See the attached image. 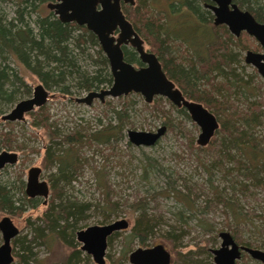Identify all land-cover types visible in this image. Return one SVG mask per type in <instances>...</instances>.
Returning <instances> with one entry per match:
<instances>
[{
    "label": "rangeland",
    "instance_id": "rangeland-1",
    "mask_svg": "<svg viewBox=\"0 0 264 264\" xmlns=\"http://www.w3.org/2000/svg\"><path fill=\"white\" fill-rule=\"evenodd\" d=\"M20 1L0 2V15L3 14L7 21L13 18L16 3ZM145 1L148 10L155 16L158 13L164 15L163 23L172 36L177 34L174 30L182 22H187L184 15L175 12L176 9L171 12L166 0ZM49 2L48 0L35 2L36 11L27 19L32 28L33 21L37 17L45 16L50 12L46 7ZM246 40L253 48L251 40ZM179 49L182 50L177 43L170 45V55L178 58ZM88 53L92 54V49H89ZM238 54L237 72L248 83L244 85L241 82L240 87L244 91L236 90L237 93L229 98L232 108L237 112L247 110L250 104L264 103V80L253 67L243 62L245 51ZM7 63L18 76L23 78L32 93L33 88L39 84L36 77L11 57H8L7 62L5 61V64ZM80 66L88 73L96 70V67L87 60L80 59ZM102 87L109 88L107 85ZM71 92L72 96L64 98L54 89L48 90L49 100L45 104L48 114L47 123L50 124V129L52 124L53 130L58 131L59 139L61 135L76 132L92 135L102 128H113L111 130L113 136L109 142L101 144L91 140L90 144H84L78 149L79 158L84 161L81 171L63 187V193L69 201L87 206V210L83 213L84 218L76 227L65 232L71 245L78 249L79 264L95 263L89 255L80 251L76 232L90 226L106 225L119 219L126 220L129 227L107 238L105 264H129L127 258H123L122 255L125 251V238L129 235L137 215L131 211V205L142 198L146 199L151 208H156L155 213L161 218L154 235L148 239L146 245L152 247L162 244L170 251L171 263L174 257L178 260L180 255L192 252L197 254L193 258L199 262L198 264H213L211 250L218 249L221 244L219 233L228 232L232 236L231 230L227 228L228 225L235 229L242 242L250 243L256 247L255 249L264 251V189L244 177L241 171L224 156L213 157L206 152L207 147H199L196 144L199 128L191 120H187L175 110H170L165 103V107H162L165 112L162 114L160 108V111L151 108V104L145 103L139 94L132 93L115 99L107 98L103 103L94 100L90 106H86L75 103L73 98L84 97L87 92L75 89ZM241 92L243 93L240 94ZM31 93L17 95L16 100L11 104H2L3 114L9 112L17 102L30 97ZM114 111L123 112L124 122L119 136L116 133L118 119ZM167 120L171 122L172 127L168 128L164 124ZM161 126L166 127V132L154 146L135 147L128 142L129 130L156 132ZM252 130L260 139L259 145L264 148V139L261 138L264 137V128L255 125ZM0 133L10 136L12 146L24 147L20 151H9L0 140V152H14L18 156L15 165L6 166L0 172V186L10 190L14 205L20 208L13 213L0 211V219L8 216L19 231L15 238L30 240L33 237V229L41 224L38 218L45 213L44 207L48 208L52 205L53 180L50 181V176L54 174V170L48 169L44 160V148L49 144L48 133L37 124L36 116L28 115L21 122L7 124L0 120ZM61 147L66 149L67 146L64 144ZM30 150L35 151L30 152ZM32 167L40 168L39 180L48 183L49 195L45 205L41 197L32 199L33 203L26 200L28 198L24 190L27 172ZM96 171L105 174L108 198L116 206V211L109 213L104 202L106 196L99 185ZM187 186L190 188L189 191L186 190ZM172 189L176 193H172ZM195 197L197 199H194ZM208 201L216 206L206 209ZM223 201L228 202L238 217L224 208ZM170 226L179 230L177 234L179 237L173 244L168 245L163 238H166ZM53 234L45 232V245L39 242L32 243V256L30 259L25 258V261L20 258L22 252L18 248L19 244L14 246L12 240V264H21V261L25 264H60L67 258L69 249L65 246V242L57 241ZM132 243L131 250L143 247L136 240ZM196 244H199L200 250L196 249ZM239 263L260 264L249 258L240 260Z\"/></svg>",
    "mask_w": 264,
    "mask_h": 264
},
{
    "label": "trees",
    "instance_id": "trees-1",
    "mask_svg": "<svg viewBox=\"0 0 264 264\" xmlns=\"http://www.w3.org/2000/svg\"><path fill=\"white\" fill-rule=\"evenodd\" d=\"M6 1L9 0H0V2ZM36 1L21 0L16 3L14 17L8 21L3 14L0 15V116L3 114L2 104L13 103L17 95L30 94V88L23 78L18 76L8 63L5 64L8 57L13 58L35 76L45 89H54L60 97L69 98L73 95L72 89L85 92L97 91L102 86H110L112 83L107 60L95 36L84 27L73 23H61L51 12L37 17L33 21V28L30 26L27 19L36 11ZM233 2L239 8L249 11L257 22L264 23V0H233ZM170 6L176 9V13L185 7L200 20L201 24L206 23V26H202L193 19L187 20L186 23L181 24V28L174 30L177 34L172 36L163 23L164 15L158 13L155 16L148 10L145 0H134L133 6L121 4V9L125 18L144 41L147 50L161 61L164 72L181 90L185 98L201 103L216 117L219 128L208 145L204 147L208 149L206 152L213 157L224 156L241 171L244 177L264 189V148L259 145L260 139L252 130L255 125H261L264 128V103L250 104L247 110L237 112L232 108L229 100L230 96L237 93L236 90L244 91L240 87L241 82L244 85L248 83L237 72L238 53L247 50L258 52L261 51L260 46L245 33L235 38L227 32L225 27L211 25L209 13L201 11V4L197 0L176 1ZM186 13L189 15L187 10ZM246 39L251 40L253 48L248 45ZM176 43L182 48L178 51L179 59L174 58L169 52L170 45ZM89 49H92V54L88 53ZM123 54L124 61L141 66L133 49L124 47ZM80 59L91 62L96 70L92 73L86 72L80 66ZM164 103L170 110H175L190 120L183 108L176 109L168 101L159 97L154 98L150 107L157 108L159 111L161 109L163 114ZM46 111V106H43L34 116H36L37 124L48 133L49 144L44 148V160L45 166L54 170V174L50 176V181L53 180L51 182L52 205L48 208L44 207L45 213L38 218L41 224L33 229L32 239L15 238L13 244L14 246L19 244L18 248L22 252L21 259H30L31 244L39 242L45 245V232L54 233V238L59 242H65V246L69 249L67 258L60 264H79L78 249L71 245L65 232L76 227L77 223L84 218L83 213L87 210V206L69 201L63 193V187L81 171L84 161L79 158L78 149L84 144H90L91 140L101 144L109 142L113 136L111 131L113 128H102L92 135L79 132L61 135L59 139L58 131L53 130L52 124L50 129V124L47 123ZM114 114L118 119L116 133L119 136L124 122L123 112L114 111ZM164 124L168 128L172 127L168 120ZM261 138L264 139L263 136ZM0 140L9 151L24 149L21 145L12 146L8 134L0 133ZM64 144L67 147L63 150L61 146ZM189 147H191L190 144ZM34 151L30 150V152ZM96 177L106 196L104 202L109 213L116 211V206L108 198L105 174L102 171H96ZM186 190L189 191L190 188L187 186ZM171 192L176 193L174 189ZM26 200L30 203L34 202L29 198ZM210 206L216 205L210 201L206 202L205 208ZM223 206L228 212L238 217L227 201H223ZM18 209L20 208L14 205L10 190L0 186V211L13 213ZM131 211L137 215L129 235L125 238V251L122 255L125 259L131 251L134 240L143 247L147 246L146 242L154 235L158 222L161 220L155 213L156 208H151L145 198L136 200L131 205ZM225 214H227L226 211ZM227 228L231 230L234 239L242 243L235 229H232L230 225ZM178 231L177 228L170 226L165 239L168 245L177 240ZM243 244L256 248L250 243ZM198 245L196 244L195 247L200 250ZM193 256L197 254L187 252L180 255L174 264H198L199 262ZM24 261L20 263L25 264Z\"/></svg>",
    "mask_w": 264,
    "mask_h": 264
},
{
    "label": "water",
    "instance_id": "water-1",
    "mask_svg": "<svg viewBox=\"0 0 264 264\" xmlns=\"http://www.w3.org/2000/svg\"><path fill=\"white\" fill-rule=\"evenodd\" d=\"M209 6L213 12V25L225 26L228 32L238 38L245 32L261 47V52L246 51L243 61L253 67L264 80V23L257 22L248 11L240 10L233 0H211ZM133 6L134 0H55L48 4L61 23H73L84 27L93 34L104 54L112 77V84L108 89L90 91L84 97L76 98L75 102L90 106L96 99L101 103L105 98H119L128 94H139L144 102L150 104L155 97L165 98L176 108H184L190 120L199 128L196 144L205 147L219 128L216 117L202 104L188 101L179 89L167 78L157 57L144 49L143 41L134 31L130 22L121 11V4ZM130 46L134 49L142 66H134L124 61L121 47ZM48 100V93L41 84L33 88L30 98L17 102L6 114L1 116L3 122L24 121V115L44 106ZM166 127H159L156 132H127L128 142L135 147H151L165 134ZM18 156L14 152H0V171L6 165H14ZM40 168L32 167L28 170L25 195L29 199L41 197L43 204L49 194L45 181L39 180ZM128 223L124 219L116 220L102 226H90L76 232V240L81 244V251L90 255L95 264H105L106 240L113 233L126 230ZM0 264H12L11 240L19 233L8 216L0 219ZM221 244L219 249L213 250L215 264H234L239 257L237 245L228 232L219 233ZM253 259L264 264V251L241 248ZM130 264H169L170 254L162 245L151 248H137L129 256Z\"/></svg>",
    "mask_w": 264,
    "mask_h": 264
},
{
    "label": "flooded vegetation",
    "instance_id": "flooded-vegetation-1",
    "mask_svg": "<svg viewBox=\"0 0 264 264\" xmlns=\"http://www.w3.org/2000/svg\"><path fill=\"white\" fill-rule=\"evenodd\" d=\"M48 1H50L48 4H54L55 3V0H48ZM167 2H168V4H169V8H170V10H171V12L173 11V9L171 8V4L174 2V4L176 3V1H182V0H166ZM200 4H201V11L203 10V11H207L208 13H209V15H210V17H211V19H209L210 20V23H211V25H213V18H214V16H213V12H212V10L210 9V7L209 6H212L213 5V2L211 1V0H207L206 2H205V0H197ZM47 4V5H48ZM120 4H124L123 2H120ZM236 4V3H235ZM47 5H46V7H47ZM125 5H127V4H125ZM237 5V4H236ZM121 6V5H120ZM130 6V5H129ZM237 7H238V5H237ZM239 8V7H238ZM48 9V8H47ZM240 10H243V11H247V10H245V9H241V8H239ZM49 10V9H48ZM186 10L189 12V15H187V13H186ZM50 11V10H49ZM121 11H122V9H121ZM51 13H52V11H50ZM174 12V11H173ZM249 12V11H248ZM123 13V12H122ZM179 14L178 15H184V18H185V20L187 21V20H194L195 22H199L200 24H201V22H200V20H198L197 18H196V16L195 15H193V13H191V11H189L188 9H186L185 7L184 8H182L181 10H180V12H178ZM250 13V12H249ZM53 14V13H52ZM251 14V13H250ZM187 15V16H186ZM252 15V14H251ZM56 17V16H55ZM57 18V17H56ZM254 18V17H253ZM206 22H208V21H206ZM182 23H184V22H182ZM181 23V24H182ZM131 24V23H130ZM181 24H180V26L177 28V29H179V28H181ZM132 25V24H131ZM202 26H206V23H204V22H202V24H201ZM200 25V26H201ZM214 26V25H213ZM133 27V26H132ZM214 27H218V26H214ZM223 27H225V26H223ZM134 29V28H133ZM176 29V30H177ZM225 29H227L226 27H225ZM135 31V30H134ZM228 31V30H227ZM136 32V31H135ZM137 33V32H136ZM229 33V32H228ZM242 33H245V32H241V34ZM230 34V33H229ZM240 34V35H241ZM246 34V33H245ZM231 35V34H230ZM250 37V36H249ZM253 39V38H252ZM254 40V39H253ZM97 41V40H96ZM143 41V40H142ZM255 41V40H254ZM256 42V41H255ZM98 44V43H97ZM99 46V45H98ZM143 46H144V49L146 50V51H148L147 50V47H145V45H144V41H143ZM124 47H128V48H131L130 46H122L121 47V49H122V52H123V48ZM100 48V47H99ZM261 48V47H260ZM132 49V48H131ZM101 50V49H100ZM134 50V49H133ZM248 51V50H247ZM250 51H252V50H250ZM261 51H262V49H261ZM261 51H258V52H261ZM102 52V51H101ZM149 52V51H148ZM246 52V51H245ZM254 52H256V51H254ZM152 53V52H151ZM103 54V53H102ZM155 55V54H154ZM103 56H104V54H103ZM123 56H124V54H123ZM156 56V55H155ZM105 57V56H104ZM138 58V57H137ZM158 59V58H157ZM139 60V59H138ZM158 61L160 62V64H161V61L158 59ZM244 62V61H243ZM108 63V62H107ZM134 66H137V65H135V64H133ZM141 66H142V64H141ZM138 67V66H137ZM161 67H162V64H161ZM162 70H163V67H162ZM108 71H109V66H108ZM163 72H164V70H163ZM165 73V72H164ZM109 74H110V71H109ZM165 75H166V73H165ZM110 76H111V74H110ZM167 76V75H166ZM112 78V77H111ZM167 78H168V76H167ZM169 79V78H168ZM170 80V79H169ZM172 81V80H171ZM173 82V81H172ZM39 84H41V83H39ZM112 84V83H111ZM173 84L175 85V83L173 82ZM42 85V84H41ZM37 86V85H36ZM43 86V85H42ZM111 86V85H110ZM109 86V87H110ZM44 87V86H43ZM175 87L177 88V89H179L176 85H175ZM45 89V88H44ZM101 89H103V87H101L99 90H101ZM46 91H47V93H48V90L47 89H45ZM99 90H97V91H99ZM180 90V89H179ZM91 91H96V90H91ZM32 92H33V90H32ZM90 92V91H89ZM180 92H181V90H180ZM31 93V92H30ZM88 93V92H87ZM182 93V92H181ZM132 94V93H131ZM31 95H32V93H31ZM129 95V94H128ZM183 95V94H182ZM184 96V95H183ZM31 97V96H30ZM30 97H28V98H30ZM81 98V97H80ZM156 98V97H155ZM159 98H162V97H159ZM184 98H185V96H184ZM75 99L76 98H73V100L75 101ZM105 99H107V98H105ZM105 99H104V101H105ZM112 99V98H111ZM115 99V98H114ZM163 100H166L165 98H162ZM186 99V98H185ZM24 100V99H23ZM48 100H49V94H48ZM47 100V101H48ZM96 100V99H95ZM154 100V99H153ZM187 100V99H186ZM167 101V100H166ZM189 101V100H188ZM100 102V101H99ZM153 102V101H152ZM151 102V103H152ZM47 103V102H46ZM76 103V102H75ZM101 103V102H100ZM150 103V104H151ZM170 103V102H169ZM78 104V103H77ZM171 104V103H170ZM201 104V103H200ZM84 105V104H83ZM172 105V104H171ZM45 106V105H44ZM173 106V105H172ZM41 107H43V106H41ZM40 107V108H41ZM174 108H176L175 106H173ZM39 108H37V109H35V110H33L32 112H30V113H27V114H25L24 115V120H25V116H34V114L35 113H37V110H38ZM176 109H180V108H176ZM184 109V108H183ZM185 110V109H184ZM36 111V112H35ZM186 111V110H185ZM8 113V112H7ZM187 113V112H186ZM6 114V113H5ZM188 114V113H187ZM3 115V114H2ZM1 115V116H2ZM1 116H0V118H1ZM47 116H48V114H47ZM189 116V115H188ZM190 119V118H189ZM1 120V119H0ZM3 122V121H2ZM16 122H21V121H16ZM192 122V121H191ZM3 123H7V124H9V122H3ZM12 123H15V122H12ZM166 132V131H165ZM17 162H18V159H17ZM16 162V163H17ZM15 163V164H16ZM14 164V165H15ZM6 166H11V165H6ZM5 166V167H6ZM4 167V168H5ZM3 168V169H4ZM2 169V170H3ZM1 170V171H2ZM0 171V172H1ZM28 173V172H27ZM40 173H41V169H40ZM47 183V182H46ZM26 185V184H25ZM47 186H48V183H47ZM48 189H49V186H48ZM25 193V192H24ZM49 195V194H48ZM28 198V197H27ZM48 198V197H47ZM35 199V198H34ZM45 205V204H44ZM128 223V222H127ZM128 227H129V224H128ZM128 229V228H127ZM126 229V230H127ZM123 231H125V230H123ZM119 232H121V231H119ZM117 233V232H116ZM113 234H115V233H113ZM112 234V235H113ZM18 236V235H17ZM232 237V240L234 241V243L237 245V247L239 248L238 249V251H239V257L237 258V259H235V261H234V264H240L239 263V261L240 260H243V259H245V258H249V259H251V260H253V261H255V262H258V263H260V264H263L262 262H260V261H257V260H255V259H253L247 252H245L243 249H241V248H245V247H247V246H245L243 243L244 242H242V243H240V242H238L237 240H235L234 239V237L233 236H231ZM219 238V237H218ZM165 239H167V237L166 238H163V240H165ZM220 239V238H219ZM221 240V239H220ZM77 241V240H76ZM107 241V240H106ZM11 242H12V240H11ZM79 243V242H78ZM80 244V243H79ZM157 245H162V244H157ZM155 246V245H154ZM163 246V245H162ZM80 247H81V244H80ZM153 247V246H152ZM164 247V246H163ZM220 247V246H219ZM106 248H107V246H106ZM138 248H151V247H138ZM247 248H252V247H247ZM137 249V248H136ZM164 249L170 254V251H168L165 247H164ZM219 249V248H218ZM252 249H255V248H252ZM135 250V249H134ZM134 250H131L129 253H128V255H127V260H128V263H129V259H128V256H129V254L132 252V251H134ZM214 250H216V249H214ZM258 250V249H257ZM80 251H81V249H80ZM212 251L213 250H211V254H212ZM82 252H84V251H82ZM85 253V252H84ZM88 255V254H87ZM90 256V255H89ZM175 256V255H174ZM212 256H213V258H212V260H213V264H215L214 263V255L212 254ZM91 257V256H90ZM92 259V258H91ZM104 260H105V257H104ZM176 258L174 257V261H173V263H171V255H170V263L169 264H174V263H176ZM130 264V263H129Z\"/></svg>",
    "mask_w": 264,
    "mask_h": 264
}]
</instances>
